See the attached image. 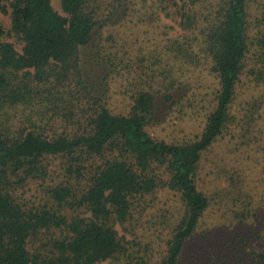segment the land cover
Wrapping results in <instances>:
<instances>
[{"label":"trees","instance_id":"obj_1","mask_svg":"<svg viewBox=\"0 0 264 264\" xmlns=\"http://www.w3.org/2000/svg\"><path fill=\"white\" fill-rule=\"evenodd\" d=\"M8 1L11 33L23 49L20 53L2 41L5 30L0 24V264L118 260L128 249L115 226L132 220L135 201L160 189L181 195L184 215L159 264H185L186 247L213 202L200 187L202 161L236 121L231 110L254 44L260 48L253 54L259 66L250 72L257 84H264V31L259 30L254 43L250 0H158L167 16L181 18L186 33L197 31L202 37L200 42L193 35L181 44L184 61L192 63L200 42L219 82L202 135L184 144L156 141L148 134L157 95L171 97L169 89L156 93L154 87L134 95L129 115H115L97 103L85 111L89 117L80 134L47 136L32 115L30 127L15 130L16 110L44 104L41 94L49 93L44 87L52 76L68 80L70 70H80L103 25L90 0H61L64 15L56 11L54 0ZM0 9L8 14L6 7ZM55 158L66 159L64 177L48 187V160ZM96 159L105 161L86 173L87 162ZM163 172L167 180L160 178ZM31 182L47 191L51 205L26 203L23 196ZM65 204L80 215L68 218L60 211ZM85 212L90 217H83ZM257 257L259 263L253 264H264V254ZM142 262L137 264H150Z\"/></svg>","mask_w":264,"mask_h":264},{"label":"rangeland","instance_id":"obj_2","mask_svg":"<svg viewBox=\"0 0 264 264\" xmlns=\"http://www.w3.org/2000/svg\"><path fill=\"white\" fill-rule=\"evenodd\" d=\"M90 1L103 26L88 49L86 63H81L80 70H70L68 80L52 76L44 87L49 93L41 94L44 104L17 109L12 122L15 130L30 127L32 115L47 136L80 134L89 117L85 111L97 103L115 115H129L134 95L154 87L156 93L169 89L171 97L157 95L156 116L146 129L148 134L168 144L198 140L219 89L210 71L211 59L199 48L202 37L197 31L186 33L181 18L167 16L158 0ZM53 5L64 15L61 0ZM0 6L8 10L5 14L0 9L2 41L21 53L23 44L11 33L9 1L0 0ZM250 15V35L256 43L259 30L264 31V0H250ZM193 35L200 42L192 51V63H186L180 47ZM254 45L231 110L236 121L202 161L200 187L213 202L203 226L186 247L185 264H253L259 263L257 255L264 254V84H257L250 72L259 66L253 54H259L260 48ZM104 161H88L86 173ZM65 163L62 158L48 160V187L63 179ZM160 178L167 180L168 174L163 172ZM46 192L31 182L23 198L30 205H51ZM60 211L68 218L80 215L68 204ZM183 215L181 195L168 189L135 201L132 220L115 226L127 255L102 264H137L142 259L161 263Z\"/></svg>","mask_w":264,"mask_h":264}]
</instances>
